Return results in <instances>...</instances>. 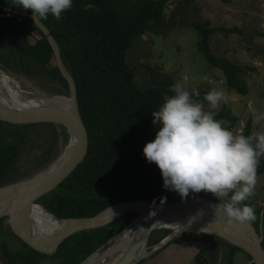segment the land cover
<instances>
[{
  "label": "trees",
  "instance_id": "16d2710c",
  "mask_svg": "<svg viewBox=\"0 0 264 264\" xmlns=\"http://www.w3.org/2000/svg\"><path fill=\"white\" fill-rule=\"evenodd\" d=\"M120 1L123 0H73L72 8L62 13L61 20L57 21L51 14L43 19L51 27L60 45L62 59L75 79L79 107L89 135V150L83 162L56 188L36 201L58 218L92 216L113 203L132 199L165 203V196L169 195L170 190L163 187L160 169L147 161L143 148L155 139L158 131V126L152 124V111L159 110L165 98L174 93L170 87L162 85L139 88L135 83L136 67L126 59L128 51L144 32L164 24L165 0H124L128 6H121ZM188 1L181 0V4ZM89 4L95 7L85 10ZM3 5L17 12L31 13L14 7L13 0H3ZM12 12L3 8L7 15H3V37L0 33V45L3 41L0 62L12 71L31 74L45 86L50 85L51 97L69 96L68 82L54 61L53 49L44 32L31 17ZM209 24L206 21V25ZM193 26L199 33V46L204 57L222 71L229 88L246 95L248 88L241 78L243 68L229 58L217 56L211 49L209 36L217 28L199 22H194ZM34 30L39 37L33 36ZM188 89L200 92V96H193L194 100L207 103L204 95L213 86L208 84ZM0 93L13 101L27 98L21 90L14 92L11 87ZM214 118L222 124L228 122L229 130L233 131L237 126V117L226 105L214 114ZM43 124L50 127V136L45 138V142L49 139L46 142L48 158L60 140V131L64 132V143L69 134L64 126ZM33 126L36 124H13L0 120V188L24 182L14 177L16 161L26 138L34 134ZM252 132L249 120L243 135ZM40 134L33 137L40 138ZM262 173L264 157L260 158L258 166V175ZM250 204V201L246 203L252 207ZM253 208L256 220L251 223L260 233L261 228L264 231V211L261 207ZM134 215L129 212L104 226L74 233L53 254L39 252L22 242L7 222L9 235L21 244L9 246L3 254L0 241V261L2 264H79L123 230ZM31 218L40 236H52L60 227L37 208H32ZM3 221L1 218L0 226ZM170 231V228L154 230L147 244L158 243ZM199 237L227 242L211 234L193 232H183L175 239L186 241Z\"/></svg>",
  "mask_w": 264,
  "mask_h": 264
},
{
  "label": "rangeland",
  "instance_id": "374dc122",
  "mask_svg": "<svg viewBox=\"0 0 264 264\" xmlns=\"http://www.w3.org/2000/svg\"><path fill=\"white\" fill-rule=\"evenodd\" d=\"M120 3L121 6L129 5L124 0ZM180 7L179 18H176V13L167 8L164 12V24L155 25L149 31L144 32L128 51L126 59L131 66L136 67L135 83L137 86L141 89L154 85L170 87L177 81L187 88L204 87L211 84L213 88L223 90L226 100L221 101L216 108H212L208 102H199L204 105L205 111L212 112L214 115L226 105L237 117L238 127L233 130L234 133L243 135L249 120L252 123L253 131H264V120L253 123L252 115L254 111L257 114L264 113L263 0H230L229 2L223 0H189L187 3H180ZM206 21H209L210 24L206 25ZM194 22L217 28L209 36L211 49L217 56L229 58L243 68L241 78L248 88L246 95L229 88L222 71L213 67L204 57L199 46V33L193 26ZM0 69L9 76L10 81L12 80L13 88L20 89L24 97L42 96L51 99L49 97L52 94L50 93V85L45 86L44 82H40L31 74L14 72L5 64L3 66L0 64ZM0 91H3L1 84ZM228 124V122H224L222 125L227 128L230 125ZM32 129L35 135L41 133V137L35 138L33 137L34 134L28 136L20 149L16 161L17 171L14 175V177L20 178L18 180L20 182L33 178L51 166L65 151L70 139L68 135L67 141L64 143L62 138L64 132L61 130L60 140L48 159L46 142L49 139L45 142V138L50 136V127L43 123H37ZM19 185L21 184L0 189V200L8 197ZM193 194L190 193L187 198H192ZM165 197V203L182 200L181 196L172 190ZM203 197L218 200L211 193L204 192ZM249 201L252 207H261L264 211V173L258 175L254 194L242 203L246 204ZM6 217L10 220V216L6 215L3 217L4 221L0 226L3 254L7 252L9 246L21 244L19 240L9 235L6 226L9 220ZM67 218H76V216ZM132 219L127 225L133 221ZM260 235L263 240V228H261ZM153 249L154 247L151 249L148 247V251ZM121 250L122 247L118 248L115 254L107 253L94 261L93 264H108L115 255L120 254Z\"/></svg>",
  "mask_w": 264,
  "mask_h": 264
},
{
  "label": "water",
  "instance_id": "95a60500",
  "mask_svg": "<svg viewBox=\"0 0 264 264\" xmlns=\"http://www.w3.org/2000/svg\"><path fill=\"white\" fill-rule=\"evenodd\" d=\"M11 14L32 17V13L27 11H13ZM35 23L44 32L53 49L56 64L68 82L69 96H49L51 102L31 106H17L0 99V120L13 124L54 123L66 128L70 140L65 151L51 166L21 183L7 197V206L1 212L0 219L2 216H10L9 223L14 234L34 250L53 254L58 251L61 243L72 234L104 226L133 212L135 213L133 221L79 264H84L89 260L93 263L97 260V253L102 248L121 234L127 226L140 218H145L149 223L144 231L145 254L150 252L147 246L150 234L155 229L170 228L171 232L157 244V247L183 232L207 233L242 248L252 256L255 264H264L262 237L255 226L252 223L239 224L228 218H216L210 204L219 202L210 198L192 197L168 203L132 199L113 203L95 215L76 218H58L43 205L36 203L39 198L56 188L83 162L89 150V135L79 107L77 85L62 59L60 45L42 20L35 21ZM56 99L57 101H55ZM34 205L42 206L59 222L60 227L52 236H40L35 230L31 218ZM122 245L119 246V248L122 247V252L120 251L118 255L121 259L119 261L117 259L114 264H131L137 258L145 255L143 252L139 253L140 246L133 234L125 250ZM109 263L111 264L113 261ZM0 264H2L1 261Z\"/></svg>",
  "mask_w": 264,
  "mask_h": 264
},
{
  "label": "clouds",
  "instance_id": "9594fccd",
  "mask_svg": "<svg viewBox=\"0 0 264 264\" xmlns=\"http://www.w3.org/2000/svg\"><path fill=\"white\" fill-rule=\"evenodd\" d=\"M16 8L30 10L32 20L57 21L73 6V0H13ZM86 5L85 10L94 8ZM159 110L152 111V124L158 126L155 139L143 148L149 163H155L163 177V187L176 191L182 199L190 193L213 194L218 204H210L216 218L239 224L256 220L253 207L243 204L255 192L258 166L264 157V131L236 134L215 119L212 112L193 99L200 96L181 82L170 85ZM212 108L225 101L223 90L213 88L204 95ZM253 123L264 120V113L253 112Z\"/></svg>",
  "mask_w": 264,
  "mask_h": 264
},
{
  "label": "crops",
  "instance_id": "0c3cea01",
  "mask_svg": "<svg viewBox=\"0 0 264 264\" xmlns=\"http://www.w3.org/2000/svg\"><path fill=\"white\" fill-rule=\"evenodd\" d=\"M202 192L194 193L192 197H203ZM157 237L158 234L155 235V240ZM175 238L137 258L131 264H255L248 252L228 242L201 237L186 241ZM156 244L157 242H154L148 247L151 249Z\"/></svg>",
  "mask_w": 264,
  "mask_h": 264
},
{
  "label": "bare ground",
  "instance_id": "6f19581e",
  "mask_svg": "<svg viewBox=\"0 0 264 264\" xmlns=\"http://www.w3.org/2000/svg\"><path fill=\"white\" fill-rule=\"evenodd\" d=\"M11 81H10L9 76H7L4 73V71H2L0 69V84L3 85V90H5L6 87L13 88V86L11 84ZM13 89H14V92H17L18 90H20V89H17V87H15ZM0 99L3 100V101H6L8 103L17 105V106H31V105H37V104L51 102L50 99L47 100V99H45V97H42V96L27 97V98H25L23 100L13 101V100H10L9 98H7L2 93H0ZM9 187H11V186H9ZM3 189H5V188H3ZM1 193H3V190H1ZM6 202H7V197L4 198V199H2V200H0V214L6 208V206H7V203ZM32 208L39 209L40 211H42L49 218V220L51 222L56 223L58 226H60L59 225V222L55 220V217H53L52 214H50L49 212H47L42 206H40V205H34ZM148 226H149V223H148V221L145 218H140V219L135 220L131 225L127 226V228L121 234H119L113 241H111L106 247L102 248L97 253V258L99 259L100 257L105 256L107 253H113V254H115L116 251L118 250L119 246L122 245V244L124 245V249L123 250H125L127 248V246H128V243H129V241L131 239L132 234H133V236H136L137 242H138V244L140 246L139 247V253L140 252L141 253L143 252L145 254L146 250H145V244H144V235H145L144 234V231L146 230V228ZM117 259L119 261L121 258H119L118 255H115L114 258H113V260H112L113 263H111V264H114ZM91 262L92 261L89 260V261L85 262L84 264H93ZM108 264H110V263H108Z\"/></svg>",
  "mask_w": 264,
  "mask_h": 264
},
{
  "label": "flooded vegetation",
  "instance_id": "af4514ba",
  "mask_svg": "<svg viewBox=\"0 0 264 264\" xmlns=\"http://www.w3.org/2000/svg\"><path fill=\"white\" fill-rule=\"evenodd\" d=\"M180 3H181V0H165L164 2V8H163V12H166L167 8H169L170 10H172L174 13H176V18H179V12L181 11V7H180ZM3 8L5 10H10V11H15V10H12L8 7H6L5 5H3V0H0V16L2 19H0V24H1V35L3 37V15H7L5 13H3ZM23 11V10H22ZM28 12V11H27ZM53 18V17H52ZM43 22L44 20L41 19ZM45 23V22H44ZM38 26V25H37ZM47 27L49 28V30L51 31V33L53 34L52 32V29L49 25H47ZM38 28L41 30V28L38 26ZM43 32V31H42ZM33 36L34 37H39V33L37 32V30H34L33 32ZM41 39V37L39 38ZM0 49L3 50V41H2V44L0 45ZM54 61L56 62L55 60V57H54ZM0 64L3 66V62ZM7 220H9L8 217H6ZM2 220H3V216H2ZM10 222V220L8 221V223Z\"/></svg>",
  "mask_w": 264,
  "mask_h": 264
},
{
  "label": "built area",
  "instance_id": "2783aa9c",
  "mask_svg": "<svg viewBox=\"0 0 264 264\" xmlns=\"http://www.w3.org/2000/svg\"><path fill=\"white\" fill-rule=\"evenodd\" d=\"M238 127V125L236 126V128ZM154 249H158V247H157V244L154 246Z\"/></svg>",
  "mask_w": 264,
  "mask_h": 264
}]
</instances>
